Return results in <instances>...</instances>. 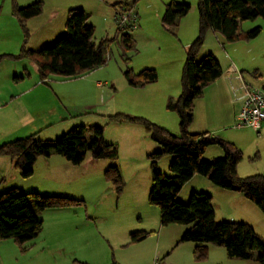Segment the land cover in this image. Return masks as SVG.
Wrapping results in <instances>:
<instances>
[{"label":"rangeland","instance_id":"1","mask_svg":"<svg viewBox=\"0 0 264 264\" xmlns=\"http://www.w3.org/2000/svg\"><path fill=\"white\" fill-rule=\"evenodd\" d=\"M14 1L17 6L23 7L38 0H0V55H17L21 47L37 50L51 45L58 37L66 33V16L62 9L67 7L68 3L77 5L75 1L85 9L88 23L94 27L93 41L95 43L105 38L113 39L117 33L111 4L104 7L97 0H40L43 2L41 14L27 20L23 26L13 13ZM120 1L132 2V0ZM170 1L187 3L190 9L180 19L181 23L177 28L167 29L165 36L170 37L171 35L182 39L183 42L191 39L189 46L198 35L199 0H136L132 11L137 19L140 15L149 22L152 29H155L156 25L160 24L165 5ZM255 26H260L263 32L252 41L253 45L249 52L240 55L239 61L246 68H241L239 72L250 85L263 86L264 19L246 20L241 24L244 31ZM153 31L155 34V30ZM122 34H128L134 38V40L132 38L133 48L125 52V55L120 44ZM226 42L239 44L236 43L237 41L228 42L220 33L207 30L199 48L197 60L207 55L217 60L222 56L219 53L220 50L230 54V51L225 49ZM241 49L246 50V47ZM152 51L153 55L160 58L173 52V48L171 50V46H167L164 42L159 44L146 41L143 32L126 29L117 34V39L111 42L107 62L92 75L66 79L59 75L49 74L41 79L36 64L29 59L24 57L3 58L0 61V144L31 134H36V137L41 140L59 139L62 134L50 138L51 133L61 129L64 125L62 124V127L55 124L49 126L55 122L58 115H64L66 118L64 122L68 128L65 132L76 125H99L104 130V140L107 143L116 144L118 153L116 160L106 159L102 162H111V165L118 166L123 181V189L118 195L113 185L104 178L103 171L100 170L98 176L96 174L98 172L94 169L93 173L86 177L85 185L80 192L82 196L79 199H82L84 203L73 207L75 215L67 218L68 222L62 233L50 240L46 245V250L38 256H29L25 254L26 251L20 250L13 240H9L1 245L0 264H151L152 262L161 264V258L156 256V250L158 247L167 246L165 239H171L170 236L173 237L174 234H167L166 238L162 233L161 240L157 243L160 235L159 209L148 201V192L151 187L150 161L147 157L146 159L141 158L143 156L141 147L144 146V127L138 126L141 128V134L132 132L129 135L130 131H125L129 127L110 122L107 118L108 115L121 113L116 109L122 107L133 109L132 114H124L141 116L156 124L157 122L151 120L150 117L170 123L175 120V124L179 126L178 115L174 110L167 108V101H175L178 98L181 93V82L171 98L167 99L163 111L159 109L154 112V116L148 117L144 116V102L141 101L144 98V87H139L141 89L138 90L133 89L124 77L123 72L126 67L132 69V64L126 65L123 62L125 56L132 55L134 61L132 71L137 73L144 67V55ZM14 75H22L24 79L15 82L13 81ZM125 88H132L131 92L136 93L130 95L128 91L130 89L125 91ZM109 90L118 92L116 102L107 98ZM128 126L132 127V125ZM176 133L179 134V129ZM260 138L264 141V132ZM149 142L152 146H158L154 141ZM205 150L202 154L204 160L223 156V151L218 145H209ZM211 155L215 156L211 158ZM251 155L245 154L241 162L245 164L252 162L253 156ZM87 156H90L89 152ZM165 156L172 158V155H163L157 161L156 169L164 176L172 177L173 174L168 168L171 158L167 160L168 157ZM262 162L264 163V159ZM260 164L256 163L252 166H260ZM5 180L7 183L11 182L8 176ZM188 182L189 180L177 193V201L187 202L191 191H203L210 194L208 191L200 190L204 187L202 184H195L194 181ZM192 185H199L194 186L199 190L192 188ZM2 186L3 183H0V188ZM3 191L5 190H0V193ZM214 199L217 202L222 197L215 195ZM217 213L216 221H221L222 209ZM248 217L253 219L250 215ZM258 227L256 229L262 233L263 236H261L264 239V230ZM135 231L153 232L144 239L143 243L132 244L128 239L129 233ZM213 248L225 254L223 247ZM208 254L205 261L190 260L187 264L219 263L220 254L213 253L212 256L209 252ZM183 261H185L183 256L181 258L176 256L172 264H185Z\"/></svg>","mask_w":264,"mask_h":264},{"label":"trees","instance_id":"2","mask_svg":"<svg viewBox=\"0 0 264 264\" xmlns=\"http://www.w3.org/2000/svg\"><path fill=\"white\" fill-rule=\"evenodd\" d=\"M117 2L118 9L132 11L134 3ZM13 13L24 26L25 22L42 12L43 2L38 0L19 7L14 1ZM190 9L187 3L170 1L165 5L161 23L172 30ZM264 19V0H199L198 35L186 49L181 72V93L175 101L169 100L167 108L174 110L179 118V134L170 133L164 127L141 116L124 113L108 115L110 122L140 124L160 149L147 154L150 161L151 187L148 201L159 209L161 226L170 224L185 225L178 242L197 243L192 251L194 261H205L208 257L207 244L223 247L229 258L248 260L255 258L264 264V239L252 226L242 221H216L212 197L203 191H191L187 202L177 201L176 195L181 187L195 175L207 177L214 185L241 193L253 202L264 215V174L242 177L237 172L242 151L232 142L207 132L192 133L189 126L193 119L194 99L203 89L222 75L218 61L211 55L197 60V54L207 30L220 33L228 42L250 40L261 32L260 26L244 31L243 21ZM115 22V19H114ZM116 25V24H115ZM66 33L51 45L35 49L21 47L19 54H1L3 58H26L36 64L41 79L49 74L66 79L76 78L103 66L109 57L110 44L117 34L126 29H118L113 39L93 41L94 27L88 23V16L79 9L71 8L66 16ZM130 29V28H128ZM119 32V33H118ZM121 47L125 52L133 48L132 38L122 34ZM123 62L130 63V56ZM127 83L132 87H142L157 79L154 69L146 68L134 73L130 67L123 72ZM23 76H15L14 80ZM264 90V85L262 86ZM103 128L99 125H76L55 140H41L36 134L0 144V156H7L22 178L32 175L36 160L58 154L73 165H80L89 152L94 160H116L117 147L103 138ZM218 145L223 156L211 160L202 159L205 148ZM172 155L166 177L156 169L157 161L163 155ZM119 195L123 181L118 166L110 165L103 172ZM84 203L82 199L64 195H41L38 192H20L11 187L0 193V240L11 239L22 251L26 244L35 239L42 230L43 222L37 213L48 208L76 207ZM151 233V232H150ZM146 231L130 233L131 242H139L149 234ZM115 264V263H112Z\"/></svg>","mask_w":264,"mask_h":264},{"label":"crops","instance_id":"3","mask_svg":"<svg viewBox=\"0 0 264 264\" xmlns=\"http://www.w3.org/2000/svg\"><path fill=\"white\" fill-rule=\"evenodd\" d=\"M97 1L103 4L104 7H108L111 4V12L113 17L115 11L114 4L119 2L120 0ZM68 4L69 5H67V7H64V9H62V12H64L65 16H67V12L71 8H80L79 10H82L85 13V9L80 7L81 5L79 6L77 1H75V4L77 5H73V3ZM79 4H81V2H79ZM139 16L138 19L136 17L137 26L134 29L135 31L144 33V40L153 41V43L158 42L159 44L164 42L167 46H171V50L173 48V52H171L167 56L160 58H157L152 54L154 50L144 55V67H142V69H140L139 71L150 68L154 69L157 73L156 81L147 83L142 86L144 87V98H142L141 101L144 102V116L150 117L154 116V112L159 109H162L163 111L167 99L169 100L172 94H174L176 89L179 87L181 78L180 74L182 72L183 63L185 61L186 49L191 39H186L187 41L183 42L180 38H174L171 35L170 37L165 36V33L168 30L162 26L161 21L159 22L160 24L156 25L155 29H152V27L149 26V22L147 20L145 21L143 18H141V16ZM180 23L181 22L179 20L178 25ZM177 26L174 28H177ZM153 30H155V34L153 33ZM262 32L263 30L261 29V32L257 36L259 37ZM254 39L255 37L250 40H238L236 43L239 44L236 45L226 42L225 49L229 50L231 55L229 53H225V51H219V53L223 56L217 59L222 69V75L212 83L208 84L203 89L202 94L194 99L193 119L192 123L189 126V131L192 133L207 132L208 134L219 136L227 141L232 142L242 151L243 156L245 154H253L251 155L253 156V159H251L252 162H250L249 164H245L244 162L240 161L237 165V172L242 177L250 174H264V163L262 162L264 159V141L261 140L262 138H260L261 134L264 132V126L261 127L258 131H256L252 127L247 126L240 128L234 127L235 112L238 106V101H235L231 91V86L239 82L238 75L241 76L243 81L248 83L239 72L241 68H246L239 61V58L240 55H243V53L246 54L247 52H249L253 45L251 43ZM243 47H246V50L241 49ZM248 55H250V53H248ZM133 62L134 61L132 55H130V64H132V70L134 65ZM232 66L235 68L237 73L230 74L228 72V68ZM99 68H96L86 73L85 75H92ZM19 71L20 70H18V72ZM15 76L19 77L22 75H14V77ZM14 77L13 81H15ZM23 79L24 76L22 79H19L15 82L22 81ZM177 80L179 81L177 82ZM254 87L262 88V86ZM132 88L137 90L141 89L139 87ZM132 88H125V91H127V89H130L128 91H130V95H133L136 92H131ZM117 96L118 92L116 91L113 92L111 90L110 92L109 90V92H107V98L112 102H116L115 100ZM116 110L121 113L132 114L133 112V109H124L122 107H119ZM150 118L151 120L157 122L158 125L167 129L169 132L178 134L176 133V130L179 129V126L175 124V120L174 122L170 123L165 120H157L155 117ZM64 121H66L64 115H58L55 122L49 124V126H51L52 124H55L57 126H61L62 124L64 125L63 127L61 126V129L51 133L52 136L50 138H53L54 136L63 134L65 132L66 128L68 127L65 126ZM113 123L129 127L126 128L127 130H125L130 131L129 135L132 132L141 134V128H139L140 124L127 122ZM128 125H132L133 128ZM149 141L153 140L150 139L145 131L144 146L141 147V153L143 156L141 158L144 157L146 159L148 153L160 149V147H158L159 145L156 142L154 143H156L158 146H152ZM211 156V158H213V156L215 155ZM165 157H168L166 158L167 160L171 158V156ZM103 160L106 159L94 160L90 156L88 157L86 155L85 160L80 165H73L61 155L51 154L48 157L38 158L34 164L32 175L27 178H22L15 170L12 160L7 156H0V183H3V186L2 188H0V190H6L7 188L16 187L18 190H20V192L24 193L38 192L40 194L47 193L52 195H64L79 199V197L82 196L80 192L85 185L86 177L90 176L93 173L94 169H96V171L98 172L96 174H98L99 176L100 170L104 172V170L112 164L111 162H102ZM256 163L261 164L260 166H252ZM6 176L11 178V182H6ZM191 181H194L195 184H202V186L204 187L200 190H205L210 193L212 197V205L215 212V218H217L218 210L222 209L223 217H220V220L246 222L252 226L256 233H258L260 236L262 235V233H260L256 228H259L258 226H260V228L264 230V215L253 202L244 197L241 193L224 188H218V186L210 182V180L205 176L195 174L190 178L189 182ZM194 186L199 185H192V188L195 189L196 187ZM215 195L222 197V199H218V201L216 202V199H214ZM73 209V207L48 208L41 212H38L37 215L43 222L42 230L35 239L26 244L27 249L25 254H29V256H38L40 253H43L46 250V245L49 244L50 240L58 234L62 233V230L68 222L67 218H71L75 215V211ZM248 213L253 219H249ZM186 228L187 226L180 224H170L166 226L160 225V235L157 239V243L160 242L162 233H164L163 235L166 238L167 234H174V239L172 235L170 236L171 239H165L164 242L165 244H167V246L158 247L156 250V256L158 258H161V264H172L176 259V256H180V258L181 256H183L185 260L183 262L185 264H187L190 260L194 261L192 257V251L197 243L178 242ZM128 239L130 240V236ZM9 240L11 239L0 240V248L3 243H7V241ZM170 240L172 241L170 242ZM143 242L144 239L139 242L130 243L140 244ZM206 246L211 256L213 255V253L220 254V261L217 264H259L255 260V258L248 260L229 258L226 254V251L225 254H222L221 252L213 248L215 247L214 245L207 244ZM153 263L154 262H152L151 264Z\"/></svg>","mask_w":264,"mask_h":264},{"label":"built area","instance_id":"4","mask_svg":"<svg viewBox=\"0 0 264 264\" xmlns=\"http://www.w3.org/2000/svg\"><path fill=\"white\" fill-rule=\"evenodd\" d=\"M114 19L116 26L121 30L134 29L137 26L136 16L133 11L118 9ZM228 72L230 74L237 73L233 66L228 68ZM238 78L239 82L231 86L234 99L238 101L234 127L247 126L258 131L264 126V90L246 83L240 75H238Z\"/></svg>","mask_w":264,"mask_h":264},{"label":"bare ground","instance_id":"5","mask_svg":"<svg viewBox=\"0 0 264 264\" xmlns=\"http://www.w3.org/2000/svg\"><path fill=\"white\" fill-rule=\"evenodd\" d=\"M154 263H157V262H154ZM154 263H153V264H154ZM157 264H158V263H157Z\"/></svg>","mask_w":264,"mask_h":264}]
</instances>
